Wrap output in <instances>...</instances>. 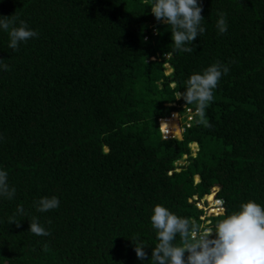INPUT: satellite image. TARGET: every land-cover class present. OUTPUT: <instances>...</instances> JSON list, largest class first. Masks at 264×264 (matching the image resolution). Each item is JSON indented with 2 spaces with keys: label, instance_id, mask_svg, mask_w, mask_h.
Returning a JSON list of instances; mask_svg holds the SVG:
<instances>
[{
  "label": "trees",
  "instance_id": "obj_1",
  "mask_svg": "<svg viewBox=\"0 0 264 264\" xmlns=\"http://www.w3.org/2000/svg\"><path fill=\"white\" fill-rule=\"evenodd\" d=\"M202 4L206 31L186 53L148 0H0V16L39 33L12 51L0 31V167L16 189L0 198V264H142L136 235L151 264L155 205L201 227L198 205L215 188L224 214L209 227L243 202L264 205V0ZM216 62L229 72L206 110L211 127L193 116L182 138L165 139L160 120L195 109L175 94ZM44 196L59 208L37 211ZM33 218L50 235L28 231Z\"/></svg>",
  "mask_w": 264,
  "mask_h": 264
},
{
  "label": "clouds",
  "instance_id": "obj_2",
  "mask_svg": "<svg viewBox=\"0 0 264 264\" xmlns=\"http://www.w3.org/2000/svg\"><path fill=\"white\" fill-rule=\"evenodd\" d=\"M148 3L157 22L166 24L170 29L173 52L193 53L195 48L193 41L206 31L202 26V21L205 20L202 15V0H148ZM217 28L220 34L227 32L228 25L224 14H221ZM0 31L8 33L7 47L12 51H19L21 45L39 35L25 21L17 22L12 15L0 16ZM154 32L159 34L158 29H154ZM5 60L0 58V70L8 69ZM228 72L227 65L216 62L202 73L192 74L186 81L184 90L175 94L176 100L183 99L186 105H195L194 112L191 110L197 124L211 127L206 110L214 100V90L222 76ZM161 127L168 128V124L162 123ZM216 189L205 197L209 199L213 196V200L206 205L209 203L215 205L219 202L215 208H223L224 201L217 198ZM15 193L16 189L9 183L8 172L0 167V198L12 199ZM35 206L39 212H49L59 208L60 199L57 196H44L35 202ZM23 213V206L18 205L17 214ZM150 220L158 239V243L152 249L151 264H264V205L255 200L241 203L238 210L220 219L211 228L210 224L201 227L194 219L179 216L160 204L154 206ZM7 222H15L19 227L20 221L13 217ZM28 231L37 236L50 235V230L41 225L36 218L30 221ZM178 238L180 242L176 243ZM129 239L134 245L137 258L143 264L147 256L145 251L147 245L138 235ZM185 253H188L186 258Z\"/></svg>",
  "mask_w": 264,
  "mask_h": 264
},
{
  "label": "built area",
  "instance_id": "obj_3",
  "mask_svg": "<svg viewBox=\"0 0 264 264\" xmlns=\"http://www.w3.org/2000/svg\"><path fill=\"white\" fill-rule=\"evenodd\" d=\"M184 108H186V110H187V115H181V114H179V113H174V114H177V115L172 114L171 118H169V119H164V120H160V127H161L162 122H164V121H171L172 118H173L174 116H177L178 118H180V119H181V122H182L183 120H185V118H187V122L185 121L184 124H187V126H190V125H189V122L192 120L194 114H193L192 110L189 109L188 107L184 106ZM182 126H183V125H182ZM182 129H183V132H184V128H183V127H182ZM161 132H162V134H163V136H164L165 139H172V138H176V137H178V138L181 137V136H176V135H174V134H172V133H169V131H167L164 127H161ZM185 158H186V157H185ZM181 163H182V161H179V162H177L176 165H178V167H179L180 165H184V164H185L184 161H183V164H181ZM178 171H179V170H178ZM199 182H200V181H199ZM203 201H204V200H203ZM218 203H219V202H217L216 204H218ZM216 204H215V205H216ZM209 205H210V204H209ZM209 205H206V202H205V201H204L203 204L198 205V207H200L201 209H204V210L206 211V215L203 217V219L205 220V223L202 225V227H204L205 224H207V225L211 224V221H208V220L206 219V218H208L209 216H211V215H214V216H221V215L224 214V208H220V207L215 208V207H212L211 205H210V206H209ZM220 205H221V204H220ZM221 210H223V211H221ZM213 213H214V214H213Z\"/></svg>",
  "mask_w": 264,
  "mask_h": 264
},
{
  "label": "rangeland",
  "instance_id": "obj_4",
  "mask_svg": "<svg viewBox=\"0 0 264 264\" xmlns=\"http://www.w3.org/2000/svg\"><path fill=\"white\" fill-rule=\"evenodd\" d=\"M169 68V67H168ZM167 73H170V70H168V72ZM182 122H181V119L180 118H178L177 116H174L173 118H172V120L171 121H169V128H170V130H171V133L172 134H174V135H179L180 134V136H181V138H182V133H184L183 132V129H182V125L183 124H181ZM193 150H194V154H196V152H197V147L196 146H194L193 145ZM181 164H183V161H182V163ZM197 182H199V181H197ZM195 199H197V197L196 198H194V200ZM204 201L207 203V202H211L212 200H210V199H208V198H205L204 199ZM204 201H202L201 203L203 204L204 203ZM210 204V203H209ZM212 207H215L216 205H212V204H210ZM209 205V206H210ZM214 214V213H213ZM205 226H207V224H205ZM211 228V227H210Z\"/></svg>",
  "mask_w": 264,
  "mask_h": 264
}]
</instances>
